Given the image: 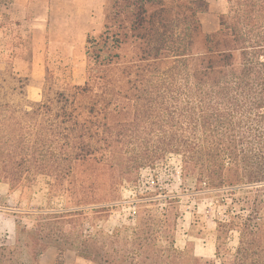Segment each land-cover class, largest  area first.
<instances>
[{
    "label": "trees",
    "instance_id": "16d2710c",
    "mask_svg": "<svg viewBox=\"0 0 264 264\" xmlns=\"http://www.w3.org/2000/svg\"><path fill=\"white\" fill-rule=\"evenodd\" d=\"M231 1L207 34L206 0H106L83 85L59 87L49 69L46 85L0 73V182L27 198L48 178L65 199L0 239V264H41L50 247L54 264L68 250L99 264H264V0ZM172 158L198 192H230L216 260L176 247L180 199L164 190L137 196L131 226L98 227L126 184Z\"/></svg>",
    "mask_w": 264,
    "mask_h": 264
},
{
    "label": "rangeland",
    "instance_id": "374dc122",
    "mask_svg": "<svg viewBox=\"0 0 264 264\" xmlns=\"http://www.w3.org/2000/svg\"><path fill=\"white\" fill-rule=\"evenodd\" d=\"M206 1L210 4V13L203 22V29L205 33L212 34L219 31L220 17L229 13L232 1ZM12 3L13 0H0V73L15 70L22 76H27L33 72L32 26L29 23L17 25ZM82 42V36L76 35V50H79ZM126 53H129V50L125 48L122 55ZM47 57L51 73L48 81L54 78L55 84L62 88H70L86 81L88 65L83 54L80 56L73 54L69 47L64 46L53 47ZM40 58V61L37 59L34 73L35 76L43 78L35 82L46 85L43 79L48 69L42 64L44 57ZM29 98L41 101L43 91L33 87L29 90ZM180 166V159L172 158L164 165L142 170L136 184L124 186L122 201L117 203V209L112 212L109 219L100 221L98 227L112 232L116 228L131 226L134 223V202L137 196L164 190L167 194L178 196L180 199L181 217L175 233L176 247L181 251L188 249L194 251L199 257L216 260V222L224 220L235 205L229 199V191L201 193L196 190L192 180L182 181ZM244 191L251 190L246 188ZM261 199L264 201V193L261 194ZM64 209L65 199L60 193L51 190L48 178H39L27 198H22L19 191L11 194L8 185L0 182V239L7 238L14 243L17 224L31 228L39 212ZM236 212H239V209ZM256 217L264 219L260 213H256ZM237 237L236 233L232 234L230 247L236 246ZM56 256L57 249L50 247L40 262L54 264ZM65 260L67 264H99L79 258L72 250L66 252Z\"/></svg>",
    "mask_w": 264,
    "mask_h": 264
},
{
    "label": "crops",
    "instance_id": "0c3cea01",
    "mask_svg": "<svg viewBox=\"0 0 264 264\" xmlns=\"http://www.w3.org/2000/svg\"><path fill=\"white\" fill-rule=\"evenodd\" d=\"M105 5L106 0H13L16 21L32 26L33 72L27 77L34 81L43 78L34 73L37 59L40 61L43 56L42 64L49 69L47 56L53 47L67 46L73 54L86 57L88 34L100 33L103 29ZM78 34L83 42L76 50Z\"/></svg>",
    "mask_w": 264,
    "mask_h": 264
}]
</instances>
